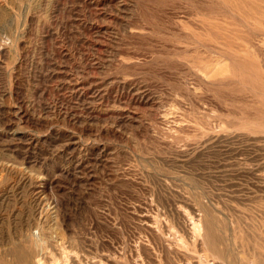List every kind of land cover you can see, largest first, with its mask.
Returning a JSON list of instances; mask_svg holds the SVG:
<instances>
[{"label":"rangeland","instance_id":"1","mask_svg":"<svg viewBox=\"0 0 264 264\" xmlns=\"http://www.w3.org/2000/svg\"><path fill=\"white\" fill-rule=\"evenodd\" d=\"M208 231L264 264V0H0V264H230Z\"/></svg>","mask_w":264,"mask_h":264},{"label":"bare ground","instance_id":"2","mask_svg":"<svg viewBox=\"0 0 264 264\" xmlns=\"http://www.w3.org/2000/svg\"><path fill=\"white\" fill-rule=\"evenodd\" d=\"M95 116V115H94ZM262 177V176H261ZM167 205V204H166ZM175 207V206H174ZM176 208V207H175ZM161 214V213H160ZM170 215V214H169ZM181 215V214H180ZM158 218V216H157ZM163 218V217H162ZM166 218V217H165ZM177 219V218H176ZM190 219V218H189ZM148 220V219H147ZM192 220V219H191ZM145 223V222H144ZM154 226V225H153ZM196 226V225H195ZM199 226V225H198ZM151 229V228H150ZM165 229V228H164ZM193 231V230H192ZM186 232V231H185ZM147 233V232H146ZM176 233V232H175ZM179 234V233H178ZM156 236V235H155ZM208 237H210V239L213 241V246H214V251L213 254L215 255L214 258L219 259L221 261H232L230 264H254L253 259H251L250 257H253L254 255H250V254H246L245 252H242L244 257V260L241 258L239 260V258H230L229 256L227 257V255L223 252H221L222 250L218 247L219 246V242H218V237L215 235H211V233H209L208 231ZM216 238V239H215ZM157 241V240H156ZM164 245V244H163ZM166 248V247H165ZM171 249V248H170ZM165 250V249H164ZM172 251V250H171ZM167 254V253H166ZM168 255V254H167ZM236 255V254H235ZM224 256L226 257L224 259ZM200 261L204 264H214V261L211 260L209 261V259H207V257H201ZM238 261V262H237ZM100 263V262H99ZM226 263V262H225ZM196 264V263H195Z\"/></svg>","mask_w":264,"mask_h":264}]
</instances>
